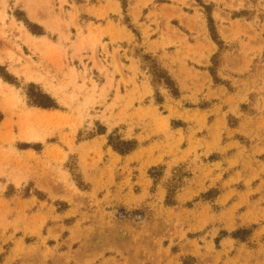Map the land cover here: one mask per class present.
Returning a JSON list of instances; mask_svg holds the SVG:
<instances>
[{
	"label": "rangeland",
	"instance_id": "374dc122",
	"mask_svg": "<svg viewBox=\"0 0 264 264\" xmlns=\"http://www.w3.org/2000/svg\"><path fill=\"white\" fill-rule=\"evenodd\" d=\"M0 264H264V0H0Z\"/></svg>",
	"mask_w": 264,
	"mask_h": 264
},
{
	"label": "trees",
	"instance_id": "16d2710c",
	"mask_svg": "<svg viewBox=\"0 0 264 264\" xmlns=\"http://www.w3.org/2000/svg\"><path fill=\"white\" fill-rule=\"evenodd\" d=\"M165 84L167 86H170L171 83L167 79H165ZM28 99H29V104H31L32 106H36L38 108L51 109L55 107L53 101L48 96H46L41 92H35L28 95ZM108 145L112 148L113 151H115L120 155L129 153L136 146L135 142L119 141L118 139H113L111 137H108Z\"/></svg>",
	"mask_w": 264,
	"mask_h": 264
},
{
	"label": "crops",
	"instance_id": "0c3cea01",
	"mask_svg": "<svg viewBox=\"0 0 264 264\" xmlns=\"http://www.w3.org/2000/svg\"><path fill=\"white\" fill-rule=\"evenodd\" d=\"M113 14V13H112ZM30 36V35H29ZM31 37V36H30ZM128 77H131L130 75L126 74Z\"/></svg>",
	"mask_w": 264,
	"mask_h": 264
}]
</instances>
